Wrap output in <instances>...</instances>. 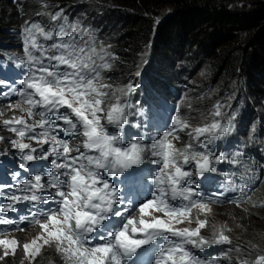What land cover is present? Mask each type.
Segmentation results:
<instances>
[{"label": "snow or ice", "instance_id": "6c2138e0", "mask_svg": "<svg viewBox=\"0 0 264 264\" xmlns=\"http://www.w3.org/2000/svg\"><path fill=\"white\" fill-rule=\"evenodd\" d=\"M39 4L36 15L55 26L25 21L21 52L4 57L19 78L0 79V129L11 134L0 135V169L11 177L0 182V226H8L0 227V260L21 247L3 237L35 225L40 232L22 245L28 264L46 247L62 264H230L233 252L237 264H264V254L249 259L259 245H234L226 225L202 235L214 204L264 207L253 199L264 176L238 159L242 152L230 158L211 148L232 134L234 116L225 121L217 103L210 122L194 125L177 108L155 128L133 103L139 85L109 82L112 45L70 23L60 5ZM181 134L188 140L178 147ZM225 162L243 171L222 173ZM220 175L218 191L202 187ZM215 246L229 247L196 254Z\"/></svg>", "mask_w": 264, "mask_h": 264}, {"label": "trees", "instance_id": "16d2710c", "mask_svg": "<svg viewBox=\"0 0 264 264\" xmlns=\"http://www.w3.org/2000/svg\"><path fill=\"white\" fill-rule=\"evenodd\" d=\"M58 2L66 5L64 10L69 6L74 8L67 13L70 19L81 20L83 14L90 12L92 17L111 26L103 41L112 45L111 51L118 57L114 69L106 74L112 76L111 81L113 76L119 82L126 81L127 75L137 67V56L145 52L146 45L151 43L149 50L156 60L155 68L158 64L161 67L159 76H163L175 59L193 69L175 82L184 91L181 99L183 107L179 110L182 115L194 113L195 119H198L207 109H214V105L220 103L224 106V119L233 116L237 107L246 106L249 111L244 120L246 131H249L248 125L252 122L264 119V0ZM40 10L38 0H23V3L0 0V38L7 36L5 26L8 22L21 19L19 11L24 17H34ZM38 19L43 24H55L48 16H39ZM85 24L91 26L88 22ZM165 87L163 81L153 82L155 92ZM169 88L172 89V86L169 85ZM184 103L191 104L193 109L185 108ZM252 103L257 108L248 107ZM240 144L245 147V142ZM240 152L242 157L247 155L245 148H241ZM260 176H264V170H261ZM260 189V200H264V185ZM218 222H240L247 233L246 241L241 245L246 247H251L249 241L257 244L264 240V208L228 209L221 214ZM259 250H264V246H259ZM255 253L257 249L252 250L251 255ZM16 263L14 260L0 264Z\"/></svg>", "mask_w": 264, "mask_h": 264}, {"label": "clouds", "instance_id": "9594fccd", "mask_svg": "<svg viewBox=\"0 0 264 264\" xmlns=\"http://www.w3.org/2000/svg\"><path fill=\"white\" fill-rule=\"evenodd\" d=\"M39 1V0H38ZM15 2H22L23 0H15ZM48 4L50 5H60L61 7L65 8L66 5L58 2V0H52V1H47ZM74 8L72 6H69L67 10H64L65 14ZM41 11V10H40ZM39 11V12H40ZM49 11H56L55 8L49 9ZM71 13V12H70ZM19 14H21V19L19 21H14V22H8V26H5V32L7 36L1 37L0 38V79H17L19 78V70L14 69L11 64H9L4 57L7 55H12L15 53H20L21 52V44H20V36L19 32L21 29V26L24 25L25 21H36L39 20V16L36 14L34 17H24L23 12L19 11ZM70 23L74 22H79L83 25L84 28L92 31L95 33V35L101 39V41H104V36L107 34L111 26L107 22H102L101 20H98L94 17L91 16L90 12L87 14L82 15V19H70L68 18ZM89 23L91 26L88 27L85 23ZM56 24V22H55ZM50 25V24H45L49 26H55ZM151 44V43H150ZM145 52H150L149 48H146ZM144 53V52H143ZM142 53H139V55ZM153 59V63L151 66H148V63H140L139 65L137 64V67L130 73V75H127V80L126 82L128 83L129 81H139L143 82L144 81V74H147V77L149 79V90L146 91V102L145 106L142 107L144 110L145 116H147L148 122L152 126H154L157 129H164L168 122H169V116L171 117L175 110L177 108L183 107L181 105V101L177 103L176 106H172V97L175 94H178L180 98L182 99V96L184 94L183 89L178 88L175 85L176 80L182 76L187 74L188 72L192 71L193 69L183 63L181 60L175 59L173 60V64L170 66V68H167L168 70L163 73V76H159L158 70L161 69V67L158 64V67L155 68V63L156 60L155 58ZM139 66V67H138ZM163 69V68H162ZM139 71L141 74L139 76L136 75V72ZM116 79V78H115ZM117 80V79H116ZM155 80H160L163 81L166 84V87L163 88L159 92H155L153 89V82ZM118 81V80H117ZM110 83L115 84L114 81V76L112 81H109ZM123 83V82H120ZM169 85L172 86V89L169 88ZM16 98L13 97V100ZM169 101V103H168ZM175 102V101H174ZM6 102L3 100H0V106L5 105ZM187 103H184V107H187ZM248 107L251 108H257L254 103L250 104ZM193 109V107L191 108ZM213 111L212 108L207 109L206 112L202 113V116L198 119H195V114L187 115L185 118H189L191 122L194 125H198L201 123H206L210 122L212 117L210 116V113ZM248 109L246 106H239L236 108L234 119H233V124H234V131L232 132L231 135L221 138L213 145H211V148L216 151L217 153L224 152L229 155L231 158L232 154L241 151V148H245L247 151V155L245 157H238V159L242 160L244 163H246L251 170L258 176L261 174V170H264V119L259 118L258 121L252 122L251 125H248L250 127L249 131H246L244 129V124L246 125V122L244 121L248 117ZM19 115V113H16ZM11 112L6 113V117L11 116ZM259 116V115H258ZM261 117V116H260ZM228 118L224 119L225 121ZM253 129H255V132L253 133ZM245 133V135H243ZM155 134V133H153ZM0 135L4 136H10L11 134L4 131L3 129H0ZM182 135V141L177 144L178 147H182L183 143L187 142L188 138L186 135ZM242 136V137H241ZM251 137V138H250ZM245 138V139H243ZM240 142H245V147H241L243 145L240 144ZM6 147L4 144H0V149ZM8 159H11L9 157ZM147 167H154L152 165H147ZM218 168H220L222 173H231V172H242L243 168L240 167L239 165H232L229 164L228 162L223 163L222 165H219ZM147 173H145L146 175ZM225 179L224 175H220L217 177L216 183H213L211 185L205 184L202 185V187H205L209 191H218V184L222 182ZM0 182H11V177L10 175H5L4 174V169H0ZM239 182V181H238ZM236 193H228V196H234ZM262 198V189L256 192V194L253 196L254 200L259 201ZM54 207V205H53ZM243 208L247 209H254V210H260L264 207H260L257 205L256 207H252L250 204H244ZM212 213L209 215V224L210 226L204 230H202V235L206 237H210L213 231V227L217 228L216 225H226L228 228H232L236 230V241L235 244H242L244 241H246L247 238V233L245 232V227L239 222L237 224H227L223 223L220 224L218 222V219L221 217V214L225 210H239L242 208L237 207L235 204L232 203H220V204H214L212 206ZM11 215V214H10ZM203 218V217H201ZM183 226H188V225H183ZM193 227L195 225H192ZM0 227H8V226H0ZM25 227V231H14L9 233L6 237L3 238H15L17 239L21 247L17 249L15 255H9L5 257L3 260H0V263L4 262H12L14 260L17 261L16 264H19V261L25 257L24 250L22 245L26 242H30L33 237V234H36L37 232H40V229L38 226H23ZM230 236V233H228ZM260 235H263L260 233ZM231 237V236H230ZM30 239V241H24L25 239ZM233 240V239H232ZM234 241V240H233ZM259 246H264V240H261L257 243ZM220 247L222 246H215L212 249H209L207 252H197L196 254L199 256H208L212 255L215 252H217ZM2 249H0V255H2ZM227 251V249H226ZM225 251V252H226ZM258 254H264V250L258 251L257 253L251 255L249 259H254L256 255ZM236 256L237 253H232L231 254V261L230 264H237L236 261ZM34 264H62V261L60 257L56 254L55 249L52 247H46L42 250V253L36 257Z\"/></svg>", "mask_w": 264, "mask_h": 264}, {"label": "rangeland", "instance_id": "374dc122", "mask_svg": "<svg viewBox=\"0 0 264 264\" xmlns=\"http://www.w3.org/2000/svg\"><path fill=\"white\" fill-rule=\"evenodd\" d=\"M145 53V52H144ZM148 55L147 56H143L142 57V54L138 55L137 56V64L139 65L140 63L143 62V60H147V63H148V66H151L152 63H153V59L151 57V53L150 52H147ZM114 81H115V85H123V84H126L127 82L124 81L123 83H120L119 81H117L115 78H114ZM133 83L135 84H138L139 85V89L137 91V93L133 96V103H136V101H139V104H138V107L142 108L145 106V102H146V91L149 90V79L147 77V74H144V81L143 82H140L139 81H133ZM175 101V102H174ZM181 101V98L178 94H175L173 95L172 97V103L171 105L174 107L177 105L178 102ZM144 119L146 120V122H148L147 120V116H144ZM217 228L220 227V225H216ZM231 231L228 232L230 233V236L231 238L236 241V230L230 228ZM38 235V232L36 234H33L32 237H36ZM24 241H30V239H25ZM19 264H28V260L24 257L23 259H21L19 261Z\"/></svg>", "mask_w": 264, "mask_h": 264}, {"label": "bare ground", "instance_id": "6f19581e", "mask_svg": "<svg viewBox=\"0 0 264 264\" xmlns=\"http://www.w3.org/2000/svg\"><path fill=\"white\" fill-rule=\"evenodd\" d=\"M110 74V73H109ZM112 77V76H111ZM229 246H222V247H220V249L217 251V252H215L214 254H212V255H215L216 253H218V252H221V254L223 253V252H225V250L228 248Z\"/></svg>", "mask_w": 264, "mask_h": 264}]
</instances>
